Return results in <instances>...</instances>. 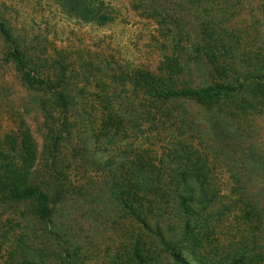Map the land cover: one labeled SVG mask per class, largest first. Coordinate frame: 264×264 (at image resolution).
Masks as SVG:
<instances>
[{
    "label": "rangeland",
    "instance_id": "374dc122",
    "mask_svg": "<svg viewBox=\"0 0 264 264\" xmlns=\"http://www.w3.org/2000/svg\"><path fill=\"white\" fill-rule=\"evenodd\" d=\"M104 1L112 15L104 26L82 17V1L71 14L56 0L2 1L0 21L32 58L30 74L62 76L69 104L63 110L54 89L27 85L13 45L0 39V151L35 147L32 171L53 208L42 219L33 200L0 199V264H264V103L250 108L241 92L153 109L143 88L175 57L189 69L180 86L227 84V67L211 72L203 58L209 40L223 42L220 63L264 72V0L156 7L177 22L130 0ZM180 179L209 185L207 202L187 197L175 207L166 194L147 227L129 215L136 184Z\"/></svg>",
    "mask_w": 264,
    "mask_h": 264
},
{
    "label": "trees",
    "instance_id": "16d2710c",
    "mask_svg": "<svg viewBox=\"0 0 264 264\" xmlns=\"http://www.w3.org/2000/svg\"><path fill=\"white\" fill-rule=\"evenodd\" d=\"M3 0H0V8L4 5ZM5 1V0H4ZM59 8L65 13H74V2L82 1V17L89 21L95 22L101 26L106 25L108 21H111V14L106 9L104 0H56ZM141 5L140 8L148 11V16L154 18H160L177 22V17L171 16L168 13L159 11L156 7L159 4L172 5V0H130ZM184 1V0H182ZM189 1L190 0H185ZM204 27V26H203ZM197 34L204 37L209 36L206 28L199 30ZM0 39L5 43L13 45V52L11 59L14 64L23 73V80L29 86L44 87L47 90H53L58 103L63 110L68 107V100L66 96V86L62 80V76L55 83L51 81H44L40 77H33L30 73V69H27L28 62L33 63L24 51L21 49L18 41L12 34V32L6 27L4 22L0 21ZM207 45L203 48L206 53L203 54V58L207 59L208 68L211 72H226L227 67V84L220 85L218 87H207L196 90L185 88V85H181V79L184 78L187 69L186 65L181 63V59L176 57L173 59H165V65L161 70L156 73L147 74L143 81V88H145V94L148 95L150 106L155 109L160 104H164L169 101L187 98H215L219 95H223L227 98H232L240 95L241 92L249 96L250 108H255L264 103V72L256 65H252L249 61L239 62L238 65L233 62L224 61L220 63L217 55L218 51L223 48V42L207 41ZM200 48V46H199ZM197 49V52L199 50ZM244 65V66H242ZM60 66V64H58ZM234 76V78L230 77ZM233 82V84H228ZM52 88V89H50ZM229 96V97H228ZM256 100V103H255ZM254 105V106H253ZM36 160L35 147H19L17 150L13 148V153L4 154L0 151V199H4L5 202L20 203L27 200H33L36 203L34 213L42 219H48L53 214V208L50 206V187L48 184L39 183L35 179L32 171L33 165ZM263 176H264V158H263ZM192 172V171H191ZM165 186V187H164ZM261 190L264 198V179L261 183ZM210 192V186L204 182L186 181L180 179L178 181L169 182L166 185L151 184V186L141 187L136 184L133 191L134 202L132 206L128 208L129 215L143 227H147V218L155 217L156 214H160L163 211L166 194L172 199L175 207H183V203L187 197H190L189 202L193 203L196 199L199 203L207 202L208 193ZM217 191H214L212 196L216 195ZM55 196L60 197V191L56 190ZM198 196V197H196ZM196 198V199H195ZM264 207V204H262ZM188 212L189 209L185 208ZM65 252L62 250L60 254ZM11 256L14 253H10ZM29 256V253H24V257ZM17 262V261H16ZM12 264V263H11Z\"/></svg>",
    "mask_w": 264,
    "mask_h": 264
}]
</instances>
